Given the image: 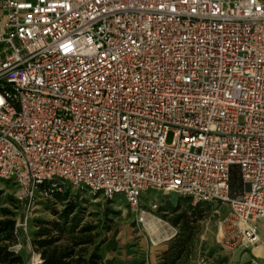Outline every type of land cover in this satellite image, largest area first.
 <instances>
[{
  "label": "built area",
  "instance_id": "built-area-1",
  "mask_svg": "<svg viewBox=\"0 0 264 264\" xmlns=\"http://www.w3.org/2000/svg\"><path fill=\"white\" fill-rule=\"evenodd\" d=\"M0 181L27 211L74 187L143 223L149 191L227 204L264 247V1H2Z\"/></svg>",
  "mask_w": 264,
  "mask_h": 264
},
{
  "label": "rangeland",
  "instance_id": "rangeland-1",
  "mask_svg": "<svg viewBox=\"0 0 264 264\" xmlns=\"http://www.w3.org/2000/svg\"><path fill=\"white\" fill-rule=\"evenodd\" d=\"M173 134L168 136V143ZM156 203L157 208H152ZM196 203L186 196L149 191L143 198L147 211L144 223L137 220L125 200H107L89 190L68 187L52 198L41 201L35 210L27 211L14 197V186L0 181V209L10 212L20 227L19 252L26 264L35 250L33 240L37 222H62L67 230L91 239L83 245L87 252L98 248L109 264H161V254L178 232L170 218ZM178 211L173 212V208ZM207 208V207H206ZM26 217H28L26 219ZM231 210L227 204L212 203L199 221L192 254L186 264H264L263 249L246 248L233 233ZM29 251V252H28ZM36 251V250H35Z\"/></svg>",
  "mask_w": 264,
  "mask_h": 264
},
{
  "label": "trees",
  "instance_id": "trees-1",
  "mask_svg": "<svg viewBox=\"0 0 264 264\" xmlns=\"http://www.w3.org/2000/svg\"><path fill=\"white\" fill-rule=\"evenodd\" d=\"M243 191L240 171L232 170L230 192L238 197ZM191 201V197H187ZM211 204L196 203L170 218L171 223L178 227V232L167 243L161 254V264H186L192 254L194 241L199 230V221ZM207 207V208H206ZM177 212L175 207L172 210ZM33 246L43 259V264H109L99 253L98 248L87 252L83 245L91 244V239L67 230L62 222L39 221ZM18 244L16 220L10 212L0 209V264H26L23 255L15 249Z\"/></svg>",
  "mask_w": 264,
  "mask_h": 264
},
{
  "label": "crops",
  "instance_id": "crops-1",
  "mask_svg": "<svg viewBox=\"0 0 264 264\" xmlns=\"http://www.w3.org/2000/svg\"><path fill=\"white\" fill-rule=\"evenodd\" d=\"M2 1H4V0H0V3L2 2ZM264 1V0H263ZM262 237L264 238V230L262 231ZM261 249V248H260ZM262 249H263V253H262V255H261V257L264 259V247H262ZM29 252V251H28Z\"/></svg>",
  "mask_w": 264,
  "mask_h": 264
}]
</instances>
